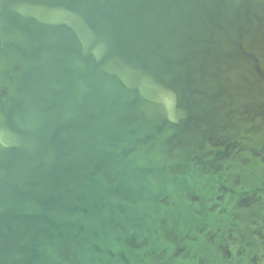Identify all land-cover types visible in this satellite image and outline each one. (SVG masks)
<instances>
[{
	"label": "water",
	"instance_id": "1",
	"mask_svg": "<svg viewBox=\"0 0 264 264\" xmlns=\"http://www.w3.org/2000/svg\"><path fill=\"white\" fill-rule=\"evenodd\" d=\"M0 264H264V0H0Z\"/></svg>",
	"mask_w": 264,
	"mask_h": 264
}]
</instances>
